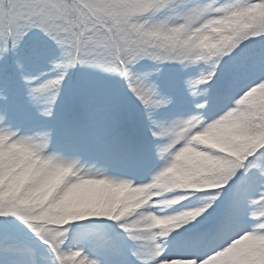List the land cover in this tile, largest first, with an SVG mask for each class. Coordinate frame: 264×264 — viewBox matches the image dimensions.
Listing matches in <instances>:
<instances>
[{"label": "snow or ice", "instance_id": "6c2138e0", "mask_svg": "<svg viewBox=\"0 0 264 264\" xmlns=\"http://www.w3.org/2000/svg\"><path fill=\"white\" fill-rule=\"evenodd\" d=\"M0 264H264V0H0Z\"/></svg>", "mask_w": 264, "mask_h": 264}]
</instances>
